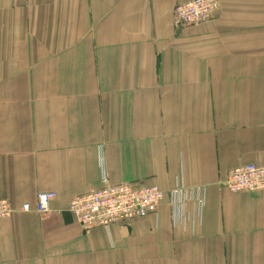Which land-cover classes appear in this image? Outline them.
<instances>
[{"label": "crops", "instance_id": "1", "mask_svg": "<svg viewBox=\"0 0 264 264\" xmlns=\"http://www.w3.org/2000/svg\"><path fill=\"white\" fill-rule=\"evenodd\" d=\"M0 0V264H264V0ZM156 185L155 214L85 233L70 199ZM53 191L50 211L34 207Z\"/></svg>", "mask_w": 264, "mask_h": 264}, {"label": "built area", "instance_id": "2", "mask_svg": "<svg viewBox=\"0 0 264 264\" xmlns=\"http://www.w3.org/2000/svg\"><path fill=\"white\" fill-rule=\"evenodd\" d=\"M217 0H187L173 8L174 28L195 26L212 19L218 10ZM102 174L100 188L70 199L68 210L81 229L88 233L96 227L107 229L110 225L155 214L164 198V190L156 185L136 187L126 183H111ZM221 183L232 193L264 189V164L248 163L230 169ZM53 191L36 194L34 207L23 203L21 211L34 210L41 215L50 211V203L55 199ZM17 211L6 199H0V218Z\"/></svg>", "mask_w": 264, "mask_h": 264}]
</instances>
